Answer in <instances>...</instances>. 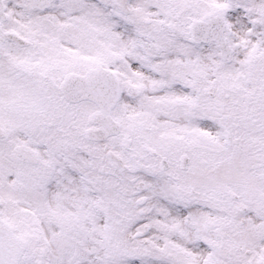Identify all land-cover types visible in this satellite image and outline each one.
<instances>
[{"label":"snow or ice","instance_id":"obj_1","mask_svg":"<svg viewBox=\"0 0 264 264\" xmlns=\"http://www.w3.org/2000/svg\"><path fill=\"white\" fill-rule=\"evenodd\" d=\"M0 264H264V0H0Z\"/></svg>","mask_w":264,"mask_h":264}]
</instances>
